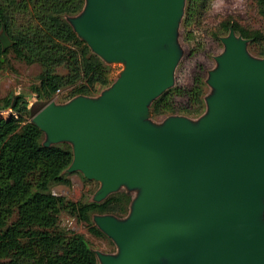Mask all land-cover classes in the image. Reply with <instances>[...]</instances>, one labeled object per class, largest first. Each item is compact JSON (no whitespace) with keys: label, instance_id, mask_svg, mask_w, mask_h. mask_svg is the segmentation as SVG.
Returning <instances> with one entry per match:
<instances>
[{"label":"water","instance_id":"95a60500","mask_svg":"<svg viewBox=\"0 0 264 264\" xmlns=\"http://www.w3.org/2000/svg\"><path fill=\"white\" fill-rule=\"evenodd\" d=\"M183 5L85 0L69 23L93 53L124 69L98 97L50 102L31 119L44 146L71 144L66 171L99 183L94 201L122 185L138 190L124 219L93 218L117 248L97 253L101 264H264V59L250 57L230 29L198 122L144 119L173 85ZM0 43L11 45L4 25Z\"/></svg>","mask_w":264,"mask_h":264},{"label":"trees","instance_id":"16d2710c","mask_svg":"<svg viewBox=\"0 0 264 264\" xmlns=\"http://www.w3.org/2000/svg\"><path fill=\"white\" fill-rule=\"evenodd\" d=\"M211 1L184 0L183 25L200 20ZM256 3L264 19V0ZM84 6L85 0H0V30L4 25L11 40L4 51L0 43V70L9 53L41 69L31 99L22 93L0 98V112L10 111L7 117L0 114V264H97L88 241L59 226L60 214L84 222L92 235L111 240L91 215L124 219L136 196L133 190L122 189L96 202L71 201L52 193L56 184L70 185L66 169L72 162V146L66 142L44 146V133L31 122L60 90L69 88L64 101L96 98L116 79L111 64L91 51L66 18L80 14ZM230 29L247 40L246 48L264 57L262 29L227 17L210 35L221 42ZM205 83L204 72L198 71L190 86L172 85L149 103L150 116L180 111L200 118L206 112ZM177 98L185 102L178 105Z\"/></svg>","mask_w":264,"mask_h":264},{"label":"rangeland","instance_id":"374dc122","mask_svg":"<svg viewBox=\"0 0 264 264\" xmlns=\"http://www.w3.org/2000/svg\"><path fill=\"white\" fill-rule=\"evenodd\" d=\"M183 14L184 8L174 33V42L179 52V58L173 70V86H190L193 75L198 71L204 72L206 80L208 73L217 68L216 57L223 53L224 46L220 41L212 38L210 33L221 20L230 17L237 20L241 25L259 28L264 31V19L258 12L256 0H212L207 10L199 16L200 20H194L188 26L183 25ZM74 17L76 16H67L66 18L70 20ZM246 50L250 57L264 59L254 49L246 48ZM109 64L113 68L112 78L114 79L122 72L124 64L120 61H113ZM40 71L38 64H26L18 61L9 53L7 63L0 70V98L7 97L10 94L19 95L22 93L26 95V100L31 99V96H34L31 87L38 83L37 76ZM60 72L63 73L64 70ZM205 84L204 98H207L213 93V89L207 83ZM68 90L69 88L60 90L54 95L51 102L56 105L67 103L68 101H64L63 97ZM176 100L181 102L178 105L185 102L182 98ZM9 112V110H5L1 111L0 114L7 117ZM174 116L185 117L194 125L199 120V118H192L180 111L175 114L155 117L150 116L148 112L145 113L144 119L153 126L160 127L169 117ZM42 143H47L46 136L43 137ZM66 174L70 180V185L56 184L51 188L52 193L71 201H90L93 199L99 188L97 181L86 179L78 171ZM122 189H126V186L122 185L118 190ZM133 192L135 195L138 190H133ZM96 215L95 213L91 215L92 220ZM262 219L264 221V213ZM59 226L82 235L96 255L97 253L116 254V245L111 240L107 237L99 238L92 235L87 230L84 222L76 221L75 218L65 212H62L59 216ZM97 264H101L98 258Z\"/></svg>","mask_w":264,"mask_h":264}]
</instances>
